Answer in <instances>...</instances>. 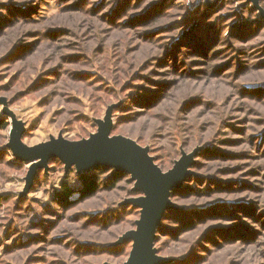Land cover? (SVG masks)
Masks as SVG:
<instances>
[{
    "label": "rangeland",
    "instance_id": "obj_1",
    "mask_svg": "<svg viewBox=\"0 0 264 264\" xmlns=\"http://www.w3.org/2000/svg\"><path fill=\"white\" fill-rule=\"evenodd\" d=\"M101 129L165 174L188 160L160 264H264V0H0V264L128 262L138 178L16 154ZM82 174L101 186L65 204Z\"/></svg>",
    "mask_w": 264,
    "mask_h": 264
},
{
    "label": "water",
    "instance_id": "obj_2",
    "mask_svg": "<svg viewBox=\"0 0 264 264\" xmlns=\"http://www.w3.org/2000/svg\"><path fill=\"white\" fill-rule=\"evenodd\" d=\"M16 154L24 157L41 156L44 163L50 153L61 154L69 164L83 169L98 165L116 167L132 173L142 187L147 189V197L136 202L142 207V217L138 222V230L127 234V241H134L131 256L126 264H160L162 258L155 255L154 241L164 210L172 206L171 189L179 185L185 178L189 165L181 163L168 174L162 170L140 149L127 145L119 138H110L106 129H101L97 140L89 145L72 143L65 139L54 140L28 149L16 147Z\"/></svg>",
    "mask_w": 264,
    "mask_h": 264
},
{
    "label": "trees",
    "instance_id": "obj_3",
    "mask_svg": "<svg viewBox=\"0 0 264 264\" xmlns=\"http://www.w3.org/2000/svg\"><path fill=\"white\" fill-rule=\"evenodd\" d=\"M2 122V121H1ZM99 169H102L103 171H106L107 168L105 167H100ZM113 169H108V171H111ZM114 171V170H113ZM100 174V173H99ZM123 173L120 172H114L113 174L109 175L107 177V181L109 184L112 186L114 185L119 179H121ZM82 179V189L76 190L75 187H72L71 185L65 183L62 187L61 190V200L65 202V204H70V198L76 194L80 193L81 196H88L87 194L91 193L92 191L96 192L98 188L101 186V181L96 174H82L81 175ZM94 195V194H92Z\"/></svg>",
    "mask_w": 264,
    "mask_h": 264
}]
</instances>
